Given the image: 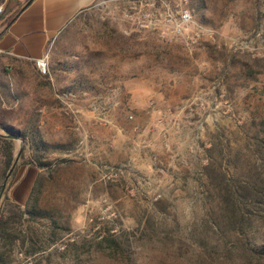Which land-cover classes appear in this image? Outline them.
<instances>
[{
    "label": "rangeland",
    "instance_id": "374dc122",
    "mask_svg": "<svg viewBox=\"0 0 264 264\" xmlns=\"http://www.w3.org/2000/svg\"><path fill=\"white\" fill-rule=\"evenodd\" d=\"M5 80L0 123L40 125L43 141L68 148L47 160H69L36 193L49 217L18 225L38 237L36 253L26 257V240L11 264H237L197 178L217 140L254 169L244 132L264 123V0H100L55 39L47 75L28 66ZM20 168L8 195L18 181L26 203L37 175ZM108 234L118 253L98 244Z\"/></svg>",
    "mask_w": 264,
    "mask_h": 264
},
{
    "label": "trees",
    "instance_id": "16d2710c",
    "mask_svg": "<svg viewBox=\"0 0 264 264\" xmlns=\"http://www.w3.org/2000/svg\"><path fill=\"white\" fill-rule=\"evenodd\" d=\"M1 4L4 5L2 19L15 3L2 0ZM14 16L15 12L10 14L8 20ZM0 133L18 136L25 144L24 153L20 156L0 200V264H11L9 259L16 245L22 249L25 248L26 240L32 241V248H25L26 257L35 254L38 249L35 247L39 242L38 237L34 235V239L28 238L19 230L18 225L20 222H33L38 218L49 217L48 212L36 207V193L42 184V176H51L55 164H69V160L49 161L46 156L49 151L60 150L59 152L65 153L68 148L51 146L43 141L36 124L21 131L0 123ZM244 134L245 146L255 158L254 169L241 170L234 166L235 162L229 158L228 146L217 140L211 142L210 148L206 150L208 161L199 170L197 179L204 200L215 202L214 207L208 210L207 219L218 234L224 255L237 260V264H264V123L252 134ZM26 151H29L28 158ZM14 153L15 142L0 136V186L13 161ZM20 166L40 171L23 206L12 202L8 195ZM102 243H107L112 252L118 253L120 244L117 237L104 235L98 242Z\"/></svg>",
    "mask_w": 264,
    "mask_h": 264
},
{
    "label": "crops",
    "instance_id": "0c3cea01",
    "mask_svg": "<svg viewBox=\"0 0 264 264\" xmlns=\"http://www.w3.org/2000/svg\"><path fill=\"white\" fill-rule=\"evenodd\" d=\"M8 1L15 5L0 20V110L10 97L5 80L8 74H19L28 66H32L36 74H39L34 61L44 56L48 57L55 39L80 14L100 2V0H33L22 10L28 0ZM14 12L15 16L8 20L10 14ZM36 126L40 127L38 124ZM27 169H32L36 175L40 172L33 167L21 166L18 172L21 173V179L27 173ZM19 184L17 181V189L20 187ZM15 191L11 194L13 201L23 206L24 202L16 200Z\"/></svg>",
    "mask_w": 264,
    "mask_h": 264
},
{
    "label": "built area",
    "instance_id": "2783aa9c",
    "mask_svg": "<svg viewBox=\"0 0 264 264\" xmlns=\"http://www.w3.org/2000/svg\"><path fill=\"white\" fill-rule=\"evenodd\" d=\"M3 12H4V5L0 3V19H1V16L3 15ZM179 22H180V24H187V23L191 22V15L188 12V10H181L180 11ZM34 65H35V67L38 70L40 75L44 76V75L48 74V57L47 56H44L40 59L35 60ZM74 97H75V95L72 93H65V94H62L61 99L68 101L69 99L74 98ZM110 104L113 105V102H110ZM90 110L93 113L99 114L100 113L99 110L105 111V108L100 105V102L92 101V102H90ZM76 113H78L77 110H76ZM74 120H75V123L77 124L75 129L77 131H80V128H79L80 117L77 115V116H75ZM80 143H82V141Z\"/></svg>",
    "mask_w": 264,
    "mask_h": 264
},
{
    "label": "water",
    "instance_id": "95a60500",
    "mask_svg": "<svg viewBox=\"0 0 264 264\" xmlns=\"http://www.w3.org/2000/svg\"><path fill=\"white\" fill-rule=\"evenodd\" d=\"M1 1L2 0H0V3H1ZM31 1H33V0H28L27 3L25 4V6L22 8V10L26 6H28L31 3ZM0 136L5 137V138H8V139H11L13 141H17L19 143L18 144V148H17V150L14 153L13 161H12V163L10 165V168L7 171L5 177H4L3 181H2V184L0 186V200H1V197H2V194H3L4 190H5L6 184H7L8 180H9V178H10V176H11V174H12L14 168H15V166L17 165L18 160H19L22 152H23V149H24V141H23L22 138H20L18 136H15V135H12V134H7V133H2L1 134L0 133Z\"/></svg>",
    "mask_w": 264,
    "mask_h": 264
}]
</instances>
